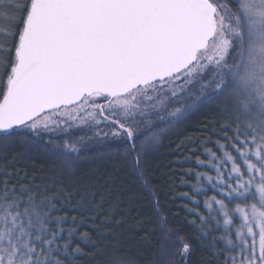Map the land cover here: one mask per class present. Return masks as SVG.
I'll list each match as a JSON object with an SVG mask.
<instances>
[{
	"label": "snow or ice",
	"instance_id": "1",
	"mask_svg": "<svg viewBox=\"0 0 264 264\" xmlns=\"http://www.w3.org/2000/svg\"><path fill=\"white\" fill-rule=\"evenodd\" d=\"M178 126L194 135L176 151L207 170L185 173L196 236L169 227L155 190L151 264H264V0H0V264L99 255L67 211L81 191L21 179L15 162L70 174L103 147L147 187ZM83 204L95 223L103 204Z\"/></svg>",
	"mask_w": 264,
	"mask_h": 264
},
{
	"label": "trees",
	"instance_id": "2",
	"mask_svg": "<svg viewBox=\"0 0 264 264\" xmlns=\"http://www.w3.org/2000/svg\"><path fill=\"white\" fill-rule=\"evenodd\" d=\"M196 119L203 120L205 117L198 116ZM193 135L191 131L178 126L163 136L147 161L144 176V180L148 181L147 187L133 173L131 161L125 164L114 151L109 152L103 147L82 159L78 168L70 174L53 172L56 165L37 162L38 158L21 159L15 162L14 170H7L20 173L21 179L25 173L29 179L36 177V183L41 187L45 184L51 187L52 181L59 180L62 183L56 187L75 185V189L81 191V196L75 197L67 211L69 218L75 215L78 222L82 219L85 221L79 226V233H87L90 237L88 244L81 243L85 253L99 255L91 260L86 256L77 264H151L157 245L150 234L158 230V221L152 209L155 190H159L162 212L168 218L169 227L192 239L196 236V227L192 223L194 217L188 209L194 207L189 197L192 186L197 182L185 173L207 170L195 166L196 157L191 155V148L182 154L176 151V145L186 143L187 138ZM11 155L15 153L10 154L9 160ZM200 158L203 159V156ZM3 163L0 161V165ZM85 188L87 192L83 191ZM185 193L188 195L185 196ZM93 194L96 203L103 204V209H98L101 215L95 223L89 218L91 212L83 211L87 204L77 206L81 204L82 196L91 200ZM197 198L203 200L206 197ZM97 225H100L99 232ZM93 243L96 245L94 249L91 246ZM206 257V253L197 252L193 260L195 264H200Z\"/></svg>",
	"mask_w": 264,
	"mask_h": 264
}]
</instances>
